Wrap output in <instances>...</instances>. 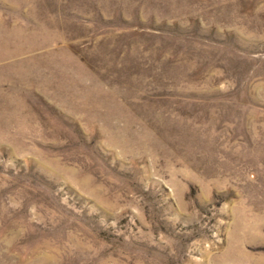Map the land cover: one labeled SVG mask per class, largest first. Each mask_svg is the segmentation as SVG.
Wrapping results in <instances>:
<instances>
[{"label": "rangeland", "instance_id": "1", "mask_svg": "<svg viewBox=\"0 0 264 264\" xmlns=\"http://www.w3.org/2000/svg\"><path fill=\"white\" fill-rule=\"evenodd\" d=\"M0 264H264V0H0Z\"/></svg>", "mask_w": 264, "mask_h": 264}]
</instances>
